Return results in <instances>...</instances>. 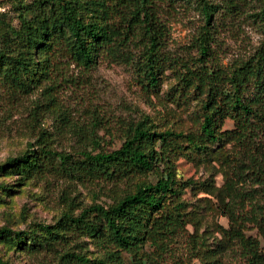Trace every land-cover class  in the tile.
Instances as JSON below:
<instances>
[{
	"label": "trees",
	"instance_id": "1",
	"mask_svg": "<svg viewBox=\"0 0 264 264\" xmlns=\"http://www.w3.org/2000/svg\"><path fill=\"white\" fill-rule=\"evenodd\" d=\"M162 1L0 0V9L9 6L0 11V87L8 98L38 92L36 117L47 112L62 118L67 114L56 95L75 72L122 64L133 71L152 109L119 119L112 132L109 120L95 115L86 135L69 132L76 138L71 150L55 147L54 133L36 120L35 140L1 164L0 173L62 182L65 209L53 225L23 231L2 226L0 240L20 249L29 242L58 264H232L234 256L243 264H264V206L248 215L231 203L235 175L247 169L258 179L264 176V40L247 59L224 65L215 48L218 6L193 0L204 25L191 51L176 55L168 47ZM256 1L253 17L264 34V0ZM251 3L227 1L230 12ZM166 71L170 81L162 92ZM63 121L61 133L70 126ZM180 159L226 167L222 191L181 177ZM77 185L89 189L90 203L77 201ZM189 186L216 194L215 210L228 220V227L214 225L220 236L215 249L187 210L183 196ZM255 229L263 242L247 234ZM88 244L99 253L95 259ZM0 264L12 263L0 257Z\"/></svg>",
	"mask_w": 264,
	"mask_h": 264
},
{
	"label": "rangeland",
	"instance_id": "2",
	"mask_svg": "<svg viewBox=\"0 0 264 264\" xmlns=\"http://www.w3.org/2000/svg\"><path fill=\"white\" fill-rule=\"evenodd\" d=\"M209 1L218 6L213 24L216 53L221 62L229 65L235 60H245L253 55L264 40L262 26L253 17V12L258 8L257 1L252 0L249 8L244 7L239 12L229 11L228 0ZM160 6L161 18L169 29L170 52L187 55L191 51L190 45L195 36L204 25L200 8L193 0H163ZM8 10L9 6L2 9ZM11 16H15V13H11ZM192 54H195V51H192ZM75 74L76 77L64 83L56 95L59 105L67 114L62 118L47 112L36 117L33 105L39 96L38 92L8 98V92L0 87V165L27 150L28 145L35 140L34 134L38 126L35 124L36 120L42 122L43 128L54 133L55 147L59 150H71L76 138L69 132L74 130L78 137L86 135L92 129L91 124L95 115L103 120L108 119L112 128L109 130L112 132L115 123L119 119H128L131 113L140 111L152 114V109L145 103L142 93L134 84L135 76L130 67L103 63L91 72L80 76L77 75L78 72ZM169 81V72L166 71L162 92ZM63 119H67L69 125L73 127L67 124L64 133H61L57 129L63 128L65 123ZM227 127L232 128V124L229 122ZM109 139L108 135L107 140ZM115 144L119 145L117 141ZM232 145L233 140H229L228 148ZM211 149L216 155L219 147ZM225 170L226 167L216 162L207 165L184 159L178 161V173L181 177L206 184L215 193L222 191ZM233 179L237 196L231 203L236 211L248 215L258 214L255 208L258 210L259 206H264V176L258 179L246 169ZM62 184L53 178L20 179L19 176L0 173V227L8 226L13 230L23 231L30 230L35 224H55L65 209V201L61 194L66 187ZM74 188L80 191L77 201L84 204L91 202L89 189L78 185ZM215 195L205 194L203 190L189 186L183 196L187 210L199 220L200 234L204 233L208 237L213 249L220 240L214 225L219 223L228 227L227 218L215 210L218 206ZM222 197L225 202H230L224 191ZM189 229L192 231L191 227ZM247 234L262 240L256 229L249 230ZM30 245L31 243L26 242L23 249H20L10 240H0V257L12 264H58L46 252L38 251ZM88 245L90 256L95 259L99 253L92 245ZM179 245L184 253L186 242L180 241ZM230 259L232 264H243L238 256ZM177 263L169 260L167 264ZM127 264L132 263L128 261Z\"/></svg>",
	"mask_w": 264,
	"mask_h": 264
},
{
	"label": "clouds",
	"instance_id": "3",
	"mask_svg": "<svg viewBox=\"0 0 264 264\" xmlns=\"http://www.w3.org/2000/svg\"><path fill=\"white\" fill-rule=\"evenodd\" d=\"M0 11H2V9H0Z\"/></svg>",
	"mask_w": 264,
	"mask_h": 264
}]
</instances>
